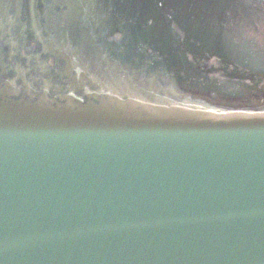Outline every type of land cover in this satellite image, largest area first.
Returning <instances> with one entry per match:
<instances>
[{
  "label": "water",
  "instance_id": "1",
  "mask_svg": "<svg viewBox=\"0 0 264 264\" xmlns=\"http://www.w3.org/2000/svg\"><path fill=\"white\" fill-rule=\"evenodd\" d=\"M0 264H264V0H0Z\"/></svg>",
  "mask_w": 264,
  "mask_h": 264
}]
</instances>
